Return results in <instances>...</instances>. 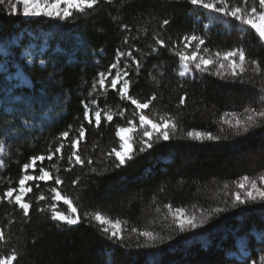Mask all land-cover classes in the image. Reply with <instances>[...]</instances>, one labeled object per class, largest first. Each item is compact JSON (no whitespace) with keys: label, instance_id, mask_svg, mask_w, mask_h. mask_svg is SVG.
<instances>
[{"label":"trees","instance_id":"1","mask_svg":"<svg viewBox=\"0 0 264 264\" xmlns=\"http://www.w3.org/2000/svg\"><path fill=\"white\" fill-rule=\"evenodd\" d=\"M233 2L239 3L240 0ZM119 3L120 0H116V6L102 5L87 19L79 18L77 14V19L67 23L26 21L20 16L7 15L6 10L0 9V45L8 47L9 51L7 61L0 57V63L6 62L11 74L14 66L20 64L32 82L31 88H14L6 74L0 73V101L11 107L10 111L0 108V119L14 122V114L25 111L28 104L39 97L45 98L40 108L47 113L36 119L31 128L14 129L7 138L0 136V143L6 142L8 149V155L3 157L6 166L0 167V194L9 187H17L23 175V164L33 155L46 154L49 146L54 149L56 137L68 130L69 125L72 126L70 135L76 134L83 120V103L92 98L91 84L99 72L107 71L115 62L116 50L126 47L121 43L123 33L118 26L121 23L135 26L150 20V34L153 29L159 30L166 42L169 38L179 42L184 34L195 32L205 37L204 47L212 52L242 46L248 58L257 60L264 70V45L258 43V37L252 30L247 34L240 33L235 27L238 22L232 21V27H229L228 23L220 20L209 21L204 18L205 10H196L185 0H131L124 8H119ZM197 11L199 19H196ZM118 13L122 20L113 21L111 16ZM164 18H171L172 22L160 29ZM19 37L18 45H13V39ZM30 43H36L38 48L46 45L47 50L27 66L21 54ZM145 43L135 42L140 48H145ZM40 60H44L45 65H40ZM177 60L162 49L158 58L149 57L145 65L146 70H152L153 65L163 64L168 75L164 81L166 86L157 92L161 99L146 111L182 114L180 130L171 140L156 144L145 153H137L127 167L113 170L111 162L102 159V154L111 147H118L115 125H123L127 118H131L133 106H128L124 119L116 117L112 124L102 123L99 130L87 126L81 152L85 157L91 155L94 165L103 174L88 173L86 168L79 166L72 172H66L67 145L63 150L65 160L56 161L54 158L53 161L60 164V175L65 181L60 186L62 193L73 197L79 214L100 211L109 218L128 222L124 225V245L108 240L95 221L82 219L80 224L71 228H57L47 213L36 211V197L41 192L49 196L48 185L53 183L39 182L40 188L33 187V192L26 198L33 203L30 222L22 221L18 208L7 202L0 204V227L5 228L8 239L6 244L0 245V252L7 254L16 247L20 256L15 264H105L106 254L112 255L109 249H114L117 264H228L229 261L241 264L234 255L240 254L243 241L250 248L249 256L259 257L264 206L232 209L230 204L237 180L244 175L255 177L264 173V135L257 130L255 135L229 136L215 143H200L181 137L193 129L228 135L227 132H219L217 123L223 112H243L248 106H264L260 99L264 71L257 74L249 65L243 84L230 78L197 73L194 80L187 78L184 88H179L174 75ZM43 68H47V72L42 71ZM53 68L62 78V88L48 82V73ZM61 91L66 96L63 103L60 101ZM131 91L140 99H146L153 91L144 70ZM184 92L188 93L187 107L177 108L179 96ZM14 97L21 99L13 101ZM49 100L52 103H48ZM100 104L112 110L126 106L111 91L106 98H100ZM95 143L100 147L92 152ZM53 162L45 161V166L50 168ZM105 167L109 169L106 173L103 172ZM77 177H80L84 188L72 184ZM224 184L229 185L228 189L223 187ZM44 203L41 201L39 205ZM166 203L188 211L196 210L197 213L203 210L206 215L215 207L229 210L214 215L203 228L177 234L170 232L168 221L155 211L157 206L166 211L163 208ZM59 208L66 210L67 206L60 203ZM10 220L16 222L9 226ZM133 227L156 231L165 239L152 248L138 247L147 241L132 233L130 229ZM169 235L173 237L171 240Z\"/></svg>","mask_w":264,"mask_h":264},{"label":"snow or ice","instance_id":"2","mask_svg":"<svg viewBox=\"0 0 264 264\" xmlns=\"http://www.w3.org/2000/svg\"><path fill=\"white\" fill-rule=\"evenodd\" d=\"M131 0H120L119 8H124ZM186 3L193 6L196 10H205L204 18L213 21L220 20L228 23L232 27V21L238 22L235 27L242 34H247L252 30L258 43L264 45V0H240L239 3L233 0H185ZM116 6V0H0V9L6 10V14L10 16H22L24 18H48L61 22H70L79 18L87 19L91 14L102 5ZM22 6V11L18 8ZM199 11H197L196 19H199ZM111 16V14H110ZM154 18V16H153ZM223 18V19H222ZM113 21H121L122 17L119 13L111 16ZM134 19H137L134 17ZM151 21L145 22L143 25L130 26L128 23H121L120 27L122 45L126 46L116 50L115 62H113L107 71L98 73L97 78L91 84L92 98L88 102L83 103V120L76 129L75 135H70L72 126H68L65 130L56 137V143L53 149L49 146L46 154H38L30 157V160L23 164V175L18 180L17 187H9L6 191L0 194V204L7 202L14 208H18L21 219L24 223L31 220V211L33 203L31 200H26L29 193L33 192V187L40 188L39 182H53L48 185L49 196H45L43 192L36 197L38 207L36 211L41 214L47 213L52 222L57 228L76 226L83 220L88 222L95 221L101 226V231L105 237L114 244L123 246L125 242L124 225L128 222L121 219H112L102 214L100 211L91 213L84 212L82 215L78 213L77 206L74 204L73 197L62 193L60 188L65 183L61 177V167L56 161H64L65 156L63 150L66 145L69 148V154L66 158V172H72L73 169H87L88 173L103 174L94 165V160L91 155L85 157L81 152V144L85 141L88 131L87 126H91L99 130L102 123L112 124L116 117L124 119L128 112V106L132 107L131 118H127L123 125H115V136L118 138V147H111L106 152H103L102 159H107L111 162L112 169H121L127 167L129 162L136 158L137 153H145L152 149L156 144L166 142L180 130L179 120L181 113L172 115L164 112L159 114L158 110L154 113H149L146 110L153 105L154 102L161 99L158 96V90H162L166 85L164 81L168 79L166 68L163 64H155L152 70H146L145 65L149 57H159L161 50L166 49L174 57L178 58L177 65L174 70V75L177 77V87L184 88L187 78L195 79L196 74L201 75L207 73L216 76L220 79L230 78L233 82L243 84L244 74L249 71V65H252V71L260 74L262 71L260 63L255 59H249L244 47H234L230 50H217L212 52L208 47H204L206 40L195 32L184 34L179 42H166L162 38V33L159 30L153 29L150 34L148 24ZM172 22L171 18H164L159 25L160 29L166 28ZM207 27V25H204ZM144 41L145 48L136 46L135 42ZM150 41V42H148ZM135 53V54H134ZM8 49L0 47V57L5 61L8 58ZM32 53L28 52L27 57L31 63ZM123 59V63H122ZM40 65H45L44 60H40ZM50 63V62H49ZM115 70V71H113ZM142 70L145 71L147 80L151 83L153 91L146 99H140L132 94V87L138 82L141 77ZM7 63H0V72H7ZM42 71L47 72V68ZM48 82L54 83V86L62 88V78L58 75L57 69L53 68L48 73ZM20 83L31 87V82L27 79L20 78ZM14 85L13 87H18ZM114 92L119 100L125 102V107L112 110L108 107H102L100 98H106L109 92ZM260 99L264 101V86L260 89ZM17 99H21L17 97ZM54 99V97H53ZM66 99L63 91L60 94V101ZM188 93L184 92L179 96L177 108H186ZM45 102L44 97H39L37 100L28 104L25 111L14 114V122L9 123L7 120L0 119V136L7 138L14 129H27L34 126V121L47 113L41 110L40 105ZM48 103H52L49 100ZM86 122V123H85ZM217 123L220 125L219 132L228 135L213 134L210 131L189 130L183 137L200 143L205 142H220L221 140L231 137H248L250 134L255 135L257 130L261 135H264V106L245 107L243 112L225 111L219 117ZM139 144L137 148L136 145ZM100 145L93 144L92 152H95ZM8 155L6 142L0 143V167H5L6 163L3 157ZM45 161L53 162L51 167L45 166ZM39 162V163H38ZM31 170V171H30ZM109 169L104 168L106 173ZM30 182H33L30 184ZM72 184H81L80 177L75 178ZM223 187L228 189L229 185L224 184ZM79 199V197H76ZM44 201L43 205L39 202ZM60 202L67 206L66 210H60ZM155 204V200H153ZM228 202L225 201V204ZM253 205L264 206V173L257 174L255 177L244 175L235 182V190L231 193L230 208L238 209L243 207H251ZM166 211H162L159 206L155 211L159 213L164 221H168L167 227L170 232L183 234L192 232L196 229L203 228L214 215L218 216L228 208L215 207L207 215L203 210L188 211L184 207H174L171 203L163 205ZM15 220H10L9 226L15 223ZM138 237H143L147 243L138 245L142 248L155 247L158 242H163L165 237L158 232L133 227L130 229ZM172 235L168 236L171 240ZM260 241L262 244L261 254L257 259L248 255L250 248L247 244L241 241L239 249L241 264H264V229L260 230ZM8 242L4 227H0V245ZM112 253L107 256L105 264H117L115 260L114 249H109ZM231 252V250H229ZM20 252L16 247H12L5 254L0 252V264H15L18 262ZM228 264H232L231 261Z\"/></svg>","mask_w":264,"mask_h":264},{"label":"rangeland","instance_id":"3","mask_svg":"<svg viewBox=\"0 0 264 264\" xmlns=\"http://www.w3.org/2000/svg\"><path fill=\"white\" fill-rule=\"evenodd\" d=\"M18 8L20 9V11H22V6L18 5ZM23 20H43V21H53V22H56V23H63L61 21H57V20H50L48 18H43V17H39V18H24L22 16H20ZM21 38H15L14 40V43L17 45L19 42H20ZM0 47H5L3 45H0ZM8 49V47H6ZM47 48L42 45L40 48H38V46L35 44V43H31L30 45H28V47L26 49H24V51H22V58L24 59L23 61H25V64L27 66H31V64H33V61L36 59V57L39 55V54H42L44 53V51L46 50ZM227 50H230V49H227ZM28 52H31L32 53V56H31V63H29V59L27 57V53ZM15 69V72L13 74H8V82L10 84H12L13 86L14 85H18L19 86H28V85H25V84H21L20 83V78H24V79H27L31 82V79L30 77L26 74V72L22 69V66L20 64H17V66L14 67ZM8 72V71H7ZM6 73V72H5ZM31 85H32V82H31ZM29 87V86H28ZM2 106V104L0 103V107ZM6 109H11L9 108L8 106L6 107ZM31 171V170H30ZM27 198V197H26ZM62 203V202H60ZM249 255V253H248ZM237 259L241 260V257H240V254H235L234 255Z\"/></svg>","mask_w":264,"mask_h":264}]
</instances>
